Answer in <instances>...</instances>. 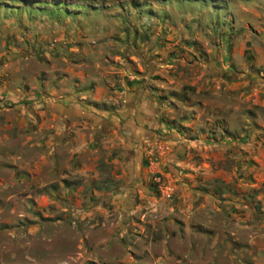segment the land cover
<instances>
[{
	"label": "rangeland",
	"instance_id": "1",
	"mask_svg": "<svg viewBox=\"0 0 264 264\" xmlns=\"http://www.w3.org/2000/svg\"><path fill=\"white\" fill-rule=\"evenodd\" d=\"M0 264H264V0H0Z\"/></svg>",
	"mask_w": 264,
	"mask_h": 264
}]
</instances>
